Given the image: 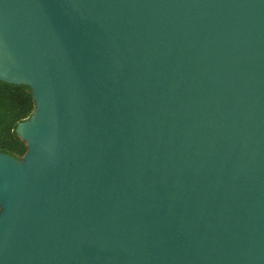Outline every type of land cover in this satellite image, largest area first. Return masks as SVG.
Listing matches in <instances>:
<instances>
[{"label": "water", "instance_id": "water-1", "mask_svg": "<svg viewBox=\"0 0 264 264\" xmlns=\"http://www.w3.org/2000/svg\"><path fill=\"white\" fill-rule=\"evenodd\" d=\"M0 264H264V0H0Z\"/></svg>", "mask_w": 264, "mask_h": 264}, {"label": "trees", "instance_id": "trees-1", "mask_svg": "<svg viewBox=\"0 0 264 264\" xmlns=\"http://www.w3.org/2000/svg\"><path fill=\"white\" fill-rule=\"evenodd\" d=\"M33 108L28 86L0 81V152L18 159L24 155L26 146L14 130L30 116Z\"/></svg>", "mask_w": 264, "mask_h": 264}]
</instances>
